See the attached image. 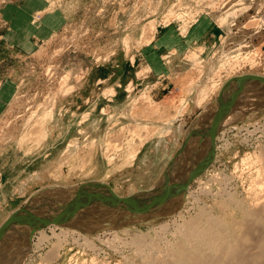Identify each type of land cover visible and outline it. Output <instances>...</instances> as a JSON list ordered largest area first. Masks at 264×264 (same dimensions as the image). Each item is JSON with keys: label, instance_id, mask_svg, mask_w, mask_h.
<instances>
[{"label": "rangeland", "instance_id": "rangeland-1", "mask_svg": "<svg viewBox=\"0 0 264 264\" xmlns=\"http://www.w3.org/2000/svg\"><path fill=\"white\" fill-rule=\"evenodd\" d=\"M11 1L0 0V6ZM31 24H40L43 39L29 42L27 51L0 42V224L25 203L37 206L40 199H52L61 190L69 196L68 191L77 194L83 185L99 182L126 196L151 188L229 78L264 76V0H48ZM190 67L202 70L197 79L201 91L207 92L202 106L187 101L195 96L190 92L188 97L186 91ZM140 95L147 97L149 106L165 105L159 113L140 108L134 113ZM184 98L188 110L167 124L171 109ZM253 102H241L238 117L221 124L213 159L169 210L122 226L103 222L105 227L91 232L49 223L22 246L14 238L16 230L22 231L19 223L7 233L13 236V246L6 248L13 250L0 256V264H149V250H138L132 243L139 239L151 246L153 242L152 250L162 255L179 254L184 246L186 255L202 252L194 256L197 264L217 259L226 264L228 257L237 261L227 264H264V254L263 260L258 254L259 240L264 241V105L256 98ZM37 127L40 132L31 134ZM116 133L115 140L109 137ZM89 139L95 140V147L88 164H82L80 150ZM117 140L120 146L112 143L115 147L107 152L108 142ZM69 141L80 146L68 156L71 172L62 179L40 172L47 160L65 158ZM134 147L138 150L130 156ZM195 216L199 225L206 219L218 221L200 225L213 227L209 234H216L204 241L206 246L191 239L192 244L189 238L185 242L179 232ZM127 226L137 233L125 232ZM198 244L204 247L201 252ZM227 245L228 250L240 249L232 254L237 258ZM240 257H248V262Z\"/></svg>", "mask_w": 264, "mask_h": 264}, {"label": "water", "instance_id": "water-1", "mask_svg": "<svg viewBox=\"0 0 264 264\" xmlns=\"http://www.w3.org/2000/svg\"><path fill=\"white\" fill-rule=\"evenodd\" d=\"M243 95L249 97V105L254 104V98L259 101L260 105H264V76L247 73L229 78L219 90L217 97L209 103L208 114L205 115L201 124L195 125L190 130L165 166L160 178L151 188L126 196H117L110 189H105L109 198L107 204L105 203L107 215L94 216L92 219L94 224H99L100 221L103 225H95L91 230L103 228L104 223L107 222L110 224L109 227L122 226L172 208L175 201L184 194L189 181L205 170L213 159L214 136L235 101ZM194 140L196 144L193 148L200 147L199 154L196 155L197 152L193 148L191 153L185 154L187 147ZM96 202L88 196L84 199L79 194L70 193L65 203L50 202V200L42 201L37 206L25 203L10 213L0 224V256L10 250L2 249L4 246H13L11 244L13 236L7 233L17 228L19 223L22 224V231L18 232V235L23 233L25 237L49 223L83 227L85 221L77 222L76 219L80 215L86 217L83 214L84 211H89L88 207L95 205ZM77 209L80 212L75 214Z\"/></svg>", "mask_w": 264, "mask_h": 264}, {"label": "bare ground", "instance_id": "bare-ground-1", "mask_svg": "<svg viewBox=\"0 0 264 264\" xmlns=\"http://www.w3.org/2000/svg\"><path fill=\"white\" fill-rule=\"evenodd\" d=\"M38 13H40V11L38 12ZM36 15H38L37 13H36ZM39 17V16H38ZM37 18V17H36ZM34 20H35V18H34ZM199 71H201L202 72V70L201 69H198V71H195L194 72V67H190L188 70H187V72H185V73H188V75L186 76L187 77V79L185 80L186 82H185V84H189L188 85V89L186 90L187 91V95H188V97H189V93L190 92H195V96H193L192 98H187V101L189 102V104H190V101L192 100V103H195L196 105H200V106H202L203 105V103L205 102V100H204V95L205 94H207V92H203V90L201 91V88L199 87V84L197 83L198 82V77L200 76V74H199ZM184 76V75H183ZM189 76V77H188ZM185 78V77H184ZM208 91V90H207ZM202 93V94H201ZM248 96H250V95H248ZM248 98L249 97H245V95H243V97L242 96H240L238 99H237V101H235V103L237 102V104L234 106V107H232L231 109H230V111L228 112V114L226 115V117L224 118V120L222 121V123L221 124H223V123H226V122H229V121H231L232 119H234V118H236V117H238L237 115L239 114L238 113V111H240V110H238V109H240L239 108V106L238 105H240V103L242 102V106H243V104L244 103H246V104H248L249 102H248ZM255 99V98H254ZM244 102V103H243ZM191 103V104H192ZM134 105H133V107H132V112H134V113H136V111H137V108H140L139 110H141V111H146V112H149V113H159V111H160V109H161V105H165L164 103H158V104H155V105H150L149 106V104H148V102H147V97L145 96V95H140V96H138V98H136L135 99V101H134V103H133ZM148 106V108L147 107H143V106ZM241 107V106H240ZM192 109V108H191ZM208 109H209V104L207 105V106H205L204 107V111L201 113V114H199V119H198V122L196 123V126H199V124H201V122L203 121V119L205 118V115L206 114H208L207 112H208ZM171 110H174L173 112H171V113H169L168 114V116H167V118L166 119H168V117H169V120H167L166 121V123L167 124H169L170 122H172L173 121V119L175 120V118L177 117V116H179V115H184L185 114V112L188 110L187 109V105H186V99L184 98V100L183 101H181V103H180V105L176 108V109H171ZM238 113V114H237ZM233 114H235V115H233ZM233 115V116H232ZM233 118H232V117ZM82 121V120H81ZM165 127H167V126H165ZM156 128L155 127H153V128H149V129H147V130H145V128H143V130L141 131V132H143L144 130V133H143V135H149L148 133H150V132H152V131H154ZM131 130H135V128L134 127H131ZM140 131H138V132H140ZM165 131H167L166 129H165ZM37 132L39 133L40 132V128L39 127H37V128H34V129H31V134H33V135H37ZM35 133V134H34ZM119 133V132H118ZM32 135V136H33ZM117 136H119V134H115V135H109V137L111 138V139H113V140H115L116 138H117ZM35 137H37V136H34V138ZM82 137V136H81ZM215 140H216V134H215V136H214V149H215V147H217L216 146V144H215ZM91 139H89L88 141H86L85 142V145H84V147H82L83 148V150H80V157H81V163L82 164H84V163H87L88 164V161H89V159H90V157H91V155H92V153H93V150H94V147H95V140L94 141H92ZM82 142V141H81ZM69 143H71L72 144V146H70L69 145V147L67 148L68 150H67V152H68V154L67 155H65V158H64V156H58V157H55V158H52V159H50V160H47V162H45L44 163V165L42 166V168L40 169L41 171L40 172H42V171H44L45 173H48V174H52V175H54V176H61V179L63 178V175H64V173H67V172H71L70 170L72 169L71 167H69V164H67V161H68V156H70V157H72L73 156V154H75V153H77V151H79V150H77V149H79V147L80 146H78L77 147V145H75L74 144V141H69ZM115 144V146L116 147H119L120 146V143L121 142H119L118 140L117 141H114V142H108V148H107V152H109L111 149H113L115 146H113V144ZM194 144H196V141L194 140V141H192L191 142V144L187 147V150L188 149H190V148H192L193 147V145ZM199 145V144H198ZM139 148V147H138ZM200 148V147H199ZM198 148V149H199ZM264 148V147H263ZM136 150H138L137 149V147H134L132 150H130L129 151V153H130V156L133 154H135V151ZM195 152H197L196 153V155H198L199 154V152H200V149L198 150V151H195ZM191 153V152H190ZM111 158V157H110ZM67 159V160H66ZM185 161V160H184ZM70 162V161H69ZM67 164V165H66ZM66 166H68V167H66ZM38 175H40V174H35V175H32L31 177L32 178H36V176H38ZM199 177H197L195 180H197ZM194 179V178H193ZM190 182V181H189ZM189 184V183H188ZM187 184V185H188ZM23 183L20 185V189L21 188H23ZM81 186V185H80ZM79 186V187H80ZM88 186V188H86ZM83 187H84V189H83ZM83 187L82 188H79L80 189V193H77V194H79V195H81L84 199L87 197V196H85V195H88V198L89 199H91V200H94V201H97L96 202V204L95 205H92V206H90V207H88V209H89V211H87V210H85V211H87V212H85L84 211V215L86 216V217H84L83 215H80V217H78V219H76L77 220V222L78 221H85V224H83L82 226L83 227H79V228H82V229H84L85 231H87V230H89L90 231V228H92V226L94 227L95 225L96 226H98V224H94L95 222L92 220L93 219V217L94 216H98V215H107L106 213L108 212L107 210H106V208H105V203L107 204V201L109 200V198H108V193L104 190L103 191V193H102V190L103 189H101V188H106L107 186H105L104 184H101V183H99V182H97V183H92V184H87V185H83ZM18 188V189H19ZM97 189L96 191L94 190V189ZM78 190V189H77ZM66 191V190H65ZM81 191H83L84 193H86V194H83V192H81ZM64 191L63 190H61V192L59 193V195H57L56 197H54V198H52V199H48V200H50V202H53V201H57V202H59V203H65L66 202V199H67V196L66 195H64V194H62ZM70 193H75V190H71V191H68L66 194H68V195H70ZM101 193L103 194V195H101ZM94 194V195H93ZM116 194V193H115ZM92 195V196H91ZM96 195V196H95ZM117 196H118V194H116ZM120 196V195H119ZM48 200H44L43 198L42 199H40L38 202H37V204H41V202L42 201H44V202H47ZM30 206H34V205H36L35 204V202L33 203V202H31L30 201V203H28ZM174 205H176V204H174ZM74 207H76V206H74ZM259 209H260V207H258ZM257 208V209H258ZM263 208V207H262ZM204 211V210H203ZM248 211V210H247ZM254 211V210H253ZM252 211V209H251V212H253ZM80 211H78V209L76 210V212H75V214H78ZM245 212H246V210H245ZM255 212V211H254ZM253 212V213H254ZM204 214H205V212H203ZM250 213V212H249ZM249 213L247 214V215H249ZM252 213V214H253ZM256 213V212H255ZM165 214V213H164ZM202 214V213H201ZM207 215V214H206ZM245 215H246V213H245ZM247 215H246V217H247ZM203 216H205V215H201L200 217H203ZM250 217H251V214L249 215ZM196 217V218H195ZM194 217V219L192 218V220L190 219L189 221H187V222H185L184 223V225H183V228H182V226H181V231H179V232H181V234H183V238H184V240H185V242L187 241V239L189 238L190 239V241H191V239L192 240H194V242L195 243H199V241H202V243L205 241V240H207V239H214V235H216V234H209L210 232H213V231H211L212 230V228L211 227H204V226H200V225H202V223H204L206 226L208 225L207 223H208V220L209 219H206L207 220V223H205V221H203L200 225H199V223H198V218H197V216H195ZM206 217V216H205ZM252 217H253V215H252ZM3 218H5L6 219V216L5 217H3ZM209 218V217H208ZM254 218V217H253ZM200 219V218H199ZM204 219V218H203ZM252 219V218H251ZM255 219V218H254ZM202 220V219H201ZM212 220V219H211ZM209 220L210 222H213V224H214V222H218V221H214V220H216L215 218H214V220ZM247 220V219H246ZM250 220V219H249ZM253 220V219H252ZM150 221V220H149ZM65 222H67V221H65ZM100 222V221H99ZM252 222V221H251ZM254 222V221H253ZM247 223H248V221H247ZM246 223V224H247ZM102 224V223H101ZM246 224H245V227H246ZM69 225V224H68ZM103 225V224H102ZM182 225V224H181ZM209 225H211V223L209 224ZM216 225V224H215ZM244 225V224H243ZM250 225V224H249ZM248 225V226H249ZM53 226H57V227H59L60 229L61 228H63V224L61 225V224H59V223H56V224H53ZM70 226H72V225H70ZM99 226H100V224H99ZM211 226H213V225H211ZM222 226H223V224H222ZM225 226V225H224ZM223 226V227H224ZM247 226V227H248ZM250 226H253V225H250ZM74 227V226H73ZM133 226H127V227H125V232H128L129 234H131L132 232V234H136L137 233V231L136 230H134L133 228H132ZM135 227V226H134ZM222 227V228H223ZM246 227V228H247ZM180 228V227H179ZM218 228V227H217ZM222 228H221V232H222ZM87 229V230H86ZM224 229V228H223ZM254 229V228H253ZM37 230V229H36ZM70 230V229H69ZM248 230V229H247ZM250 230V229H249ZM42 232V229L41 230H39L38 232ZM74 231H76L75 229H73V231L72 232H74ZM106 231V230H105ZM113 231V230H112ZM111 231V232H112ZM178 231V230H177ZM251 231H252V227H251ZM18 232H20V231H15L14 232V238H16L15 239V241L17 242V240H20L19 242V244H18V246L19 245H21L22 246V244H24V243H27L28 241H29V239H30V237L32 236V233L34 232H32L31 234H29V236H26L25 237V235L22 233V235H18L19 233ZM40 232V233H41ZM62 232V231H61ZM91 232V231H90ZM115 232H116V234L118 235V234H120V231H118V229H115L114 230V235H115ZM178 232V233H179ZM220 232V231H219ZM220 232V233H221ZM79 233V232H78ZM110 233V232H109ZM206 233H208V235H211V236H207V237H205L206 235ZM180 234V235H181ZM224 234V233H223ZM222 234V235H223ZM117 235H115V236H117ZM213 235V236H212ZM113 236V235H112ZM20 237V238H19ZM28 237V238H27ZM42 237V236H41ZM84 237V236H83ZM118 238H119V236H117ZM242 237H244L243 235H242ZM216 238H217V240H219L220 241V239L216 236ZM215 238V239H216ZM39 239H40V237H39ZM42 239V238H41ZM110 239H112V240H115L113 237L112 238H110ZM142 239V238H141ZM208 240V241H209ZM211 240V241H212ZM216 240V241H217ZM133 241V240H132ZM207 241V242H208ZM223 241V240H222ZM262 244H261V246L260 245H258V248H259V246H260V252H258V254H260L259 256H261V258H260V260L262 259V255L264 254V241L263 240H259ZM111 242V241H110ZM122 242H123V240H122ZM131 242V241H130ZM188 242V241H187ZM191 242H193V241H191ZM192 243V244H195V243ZM206 242V241H205ZM205 242H204V245L206 246V244H205ZM214 242H215V240H214ZM225 242V241H224ZM260 242H258L259 244H260ZM133 244H135L136 245V248H138V250L139 249H141V251L144 249V248H147L149 251L148 252H150V254H149V256H150V258L151 257H153V259L151 258L150 260H149V264H194L193 262V257L196 255H200L202 252H201V250H202V248H204L203 246H199V244H198V246H199V248H201L200 249V252L201 253H199V254H192L193 255V257H192V259H191V261H190V259H189V256L191 257L192 255H186V253H183L185 250L183 249L185 246L184 245H182V246H184V247H182V246H180V247H182V250H178L177 249V247L175 248V249H177L178 251H179V254L178 253H176L175 255H174V253H172V255H171V253L169 254V253H167L166 251L165 252H163V255H164V253H165V255L163 256L162 254H161V252H159L160 250H158V251H153L152 249H154V247H153V242H152V246H151V244H150V242L149 243H144V242H140V239L137 241V240H135V241H133L132 242ZM189 243V242H188ZM217 243H219L218 241H217ZM220 243H221V241H220ZM257 243V244H258ZM14 244V243H13ZM175 244V243H174ZM181 244H182V242H181ZM201 244V243H200ZM222 244V243H221ZM238 244V243H237ZM236 244V247L237 246H240V245H237ZM240 244V243H239ZM115 245V244H114ZM156 246H157V244H155ZM154 245V246H155ZM176 245V244H175ZM207 245H208V243H207ZM223 245V244H222ZM221 245V246H222ZM230 245H232V244H230ZM230 245H227L226 246V249H227V247H229ZM190 246V245H189ZM197 246V245H196ZM196 246H192L191 247V249L194 251V248L196 247ZM198 246H197V248H198ZM225 245H223V247H224ZM242 246V245H241ZM15 247V246H14ZM172 247V246H171ZM208 247V249H210V248H212L211 246H207ZM231 247V246H230ZM235 247V248H236ZM6 248V247H5ZM4 247L2 248V249H5ZM9 248V247H8ZM170 248V247H169ZM186 248H188V247H185V249ZM199 248H198V251H199ZM221 248V247H220ZM241 248V247H240ZM244 248V247H243ZM7 249V248H6ZM11 249V248H10ZM175 249H173L174 251H175ZM181 249V248H180ZM190 249V248H189ZM189 249H187V250H189ZM231 248H229V250H230ZM237 249V248H236ZM234 250V249H231V251H230V254L232 255L233 253H235V251L236 252H238L240 249H237V250ZM242 249V248H241ZM11 250H13V249H11ZM18 250V249H17ZM146 250V249H145ZM145 250H143V251H145ZM164 250H166V249H164ZM168 250V249H167ZM187 250H186V252H187ZM192 250H191V252L190 253H192ZM195 250H196V248H195ZM228 250V249H227ZM227 250H224V251H226L227 252ZM229 250H228V252H229ZM153 251V252H152ZM170 250H168V252H169ZM172 251V250H171ZM173 251V252H174ZM206 252H205V257H206V253H209V251L207 252V250H205ZM222 251H223V249H222ZM221 251V252H222ZM224 251L222 252V253H224ZM177 252V251H176ZM181 252V253H180ZM189 252V251H188ZM196 252H197V250H196ZM217 252V251H216ZM220 252V251H219ZM225 252V253H226ZM227 252V253H228ZM198 253V252H197ZM214 253H215V251H214ZM240 252H238V254H239ZM188 254V253H187ZM212 254V253H211ZM258 254H255L256 256H258ZM4 255V254H3ZM216 255V254H215ZM214 255V256H215ZM222 255V254H221ZM221 255H219V253H217V256H220L221 257ZM224 255V254H223ZM234 255V254H233ZM232 255V256H233ZM237 255V254H236ZM236 255H234V256H236ZM244 255V254H243ZM242 255V256H243ZM249 255V254H248ZM144 256V255H143ZM170 256H172V257H170ZM202 256V255H201ZM201 256L200 257H198V258H200V260H201ZM208 256H211V255H208ZM216 256V257H217ZM226 256V258H227V256L228 255H225ZM233 256V257H234ZM245 256V255H244ZM203 257V256H202ZM204 257V258H205ZM211 257H213V256H211ZM250 257V256H249ZM253 256L251 255V257L250 258H252ZM210 258V257H209ZM209 258H208V260H209ZM215 257H213V259H214ZM218 258V257H217ZM234 258H237V257H234ZM239 258V257H238ZM241 259H243L242 257H240ZM247 260H244L243 259V262L244 261H247L248 262V257H245ZM197 259V258H196ZM196 259H195V257H194V260H195V263H196ZM207 259V258H206ZM211 259V258H210ZM220 259H222V257L220 258ZM217 260H219V259H217ZM217 260H215V262H217L216 264H219L220 262H221V260L220 261H217ZM225 260V259H224ZM224 260H222V262L224 261ZM236 260V259H235ZM235 260H232V258L231 257H228L227 259H226V262L227 263H231L232 261H235ZM239 260V259H238ZM252 260H253V258H252ZM263 260V259H262ZM193 261V262H192ZM203 261H204V259H203ZM207 261V260H206ZM206 261H205V263H206ZM237 261V260H236ZM242 261V260H241ZM257 261H258V259H257ZM197 262H199V260L197 261ZM210 262V261H209ZM211 262H214V261H211ZM215 262H214V264H215ZM242 262V263H243ZM250 262H251V260H250ZM250 262H248V264L250 263ZM226 263V264H227ZM236 263V262H235ZM234 263V264H235ZM253 264H255L254 262H252ZM197 264V263H196ZM200 264H204V263H200ZM211 264V263H210ZM213 264V263H212ZM220 264H222V263H220ZM237 264V263H236ZM239 264H240V262H239ZM244 264V263H243ZM246 264V263H245ZM260 264V263H259Z\"/></svg>", "mask_w": 264, "mask_h": 264}, {"label": "crops", "instance_id": "crops-1", "mask_svg": "<svg viewBox=\"0 0 264 264\" xmlns=\"http://www.w3.org/2000/svg\"><path fill=\"white\" fill-rule=\"evenodd\" d=\"M48 6V0H12L0 6V42L22 51L29 42H39L40 24L32 25V17L39 15ZM40 11V13H38ZM40 18V17H39ZM42 21L45 22L44 13ZM36 39V40H35ZM38 44V43H37Z\"/></svg>", "mask_w": 264, "mask_h": 264}]
</instances>
